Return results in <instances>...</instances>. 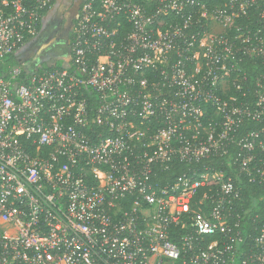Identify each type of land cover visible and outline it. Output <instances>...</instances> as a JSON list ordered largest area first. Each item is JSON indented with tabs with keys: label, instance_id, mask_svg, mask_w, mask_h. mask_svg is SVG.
<instances>
[{
	"label": "built area",
	"instance_id": "built-area-1",
	"mask_svg": "<svg viewBox=\"0 0 264 264\" xmlns=\"http://www.w3.org/2000/svg\"><path fill=\"white\" fill-rule=\"evenodd\" d=\"M54 1L0 0V264H264V0H83L30 67Z\"/></svg>",
	"mask_w": 264,
	"mask_h": 264
},
{
	"label": "trees",
	"instance_id": "trees-1",
	"mask_svg": "<svg viewBox=\"0 0 264 264\" xmlns=\"http://www.w3.org/2000/svg\"><path fill=\"white\" fill-rule=\"evenodd\" d=\"M243 23V22H242ZM240 68L244 70L246 83L245 87L248 88L249 94L248 96H252V85L253 81L261 74L264 73V65L260 64L259 62H254L246 59H242L240 61ZM48 69L44 67V70ZM249 129H258L259 126L249 123ZM193 168H199V165H190L186 163H180L175 161L172 163L169 168L167 169H157L156 170V178L154 179L155 182L159 183L160 185L171 184L178 176L188 173L189 170ZM247 180L242 179L239 182L242 194V207L247 208L249 206L253 208L261 207L264 209V190L259 187L257 184L246 182ZM259 198H263L260 202L258 201ZM255 212V211H254ZM242 222H247L249 225L248 220H242Z\"/></svg>",
	"mask_w": 264,
	"mask_h": 264
},
{
	"label": "flooded vegetation",
	"instance_id": "flooded-vegetation-1",
	"mask_svg": "<svg viewBox=\"0 0 264 264\" xmlns=\"http://www.w3.org/2000/svg\"><path fill=\"white\" fill-rule=\"evenodd\" d=\"M82 2L83 0H72L70 18H64L61 24L60 22L58 24V22L55 23V21L50 20L44 32L41 31V26L40 37L21 53V57L28 58L29 51L34 50V48L38 49L39 53L29 59L28 66L41 68L51 64H57L63 54L67 53L71 39V31L75 24L74 17ZM70 24L71 28L69 29L67 27ZM39 46H44V49H39Z\"/></svg>",
	"mask_w": 264,
	"mask_h": 264
},
{
	"label": "crops",
	"instance_id": "crops-1",
	"mask_svg": "<svg viewBox=\"0 0 264 264\" xmlns=\"http://www.w3.org/2000/svg\"><path fill=\"white\" fill-rule=\"evenodd\" d=\"M71 7H72V0H55L53 5L47 11V13L44 14L41 31L44 32V30L47 28V25H49L50 20L55 21V23L58 22L59 24L60 20L62 21V19L64 18L65 19L70 18L71 10H72ZM76 17H77V13L75 14L74 17L75 20ZM67 28L70 29L71 24Z\"/></svg>",
	"mask_w": 264,
	"mask_h": 264
},
{
	"label": "rangeland",
	"instance_id": "rangeland-1",
	"mask_svg": "<svg viewBox=\"0 0 264 264\" xmlns=\"http://www.w3.org/2000/svg\"><path fill=\"white\" fill-rule=\"evenodd\" d=\"M62 21H63V19H62ZM60 24H61V20H60ZM39 49L43 50L44 46H39ZM38 53H39L38 49L34 48V50L29 51L28 58H23V57L22 58L25 59L27 62H29V59L33 58L34 55H36ZM24 56H26V55H24ZM58 63H59L58 65L61 64V62H58Z\"/></svg>",
	"mask_w": 264,
	"mask_h": 264
}]
</instances>
